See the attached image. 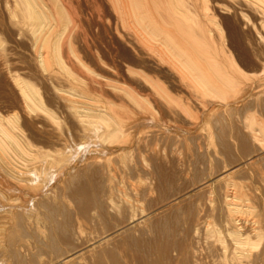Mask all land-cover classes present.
<instances>
[{"label":"bare ground","instance_id":"bare-ground-1","mask_svg":"<svg viewBox=\"0 0 264 264\" xmlns=\"http://www.w3.org/2000/svg\"><path fill=\"white\" fill-rule=\"evenodd\" d=\"M6 4L14 32L27 49L23 59L27 66L22 73L11 69L12 63L5 70L18 90L19 112L0 114V264L7 257L8 264H171L173 255L181 254L172 237L175 231L167 219L156 222L148 217L175 205L177 197L141 215L145 208L128 197L120 200L119 194L120 201L110 199L106 204L104 216L121 215L127 207L128 223L98 235L89 249L73 250L68 249L73 233L69 206L61 202L64 198L57 190L45 187L70 169L76 157L72 146L92 147L102 154L119 152L128 166L135 138L155 133V127L166 130L183 117L189 118V125L203 126L217 109L230 114L231 106L247 95L242 90L249 77L243 69L246 55L255 58L254 67L264 68V0H99L95 7L99 22L93 31L88 27L90 32L80 0ZM100 29L107 34L109 49ZM7 59L2 64L7 66ZM249 116L241 121L242 128L257 148L246 165L264 159V123ZM153 126L155 130H150ZM99 163L97 157L89 160L91 168L102 167ZM241 167L231 166L208 178L209 174L191 188L208 193L207 203L213 212L219 209L221 219L216 221L213 214L202 220L194 232L195 243L183 245L190 255L188 264H264V198L258 196L252 177L245 183L234 180ZM261 176L258 182L264 190ZM109 190L111 194L112 187ZM83 192L81 187L70 195ZM91 195L90 205L104 212L103 199ZM87 206L83 202L78 206L85 218ZM135 218L143 219L133 224ZM29 243L52 258L41 260L35 251L25 257L17 248H29Z\"/></svg>","mask_w":264,"mask_h":264},{"label":"rangeland","instance_id":"rangeland-1","mask_svg":"<svg viewBox=\"0 0 264 264\" xmlns=\"http://www.w3.org/2000/svg\"><path fill=\"white\" fill-rule=\"evenodd\" d=\"M80 1H81V5L83 6L84 10L86 11V17H87L88 24H89L86 27V31H88V32H90V30L93 31L95 25L97 24V22H99V18H97V16L98 15L100 16V14L99 13L97 14V12H99V11L97 10V12H96L97 8H95V7H97L96 3L99 0L98 1L97 0H80ZM7 12L8 11H7L6 0H0V39H1V41H0V45H1V47H0V74H1V76H0V96H1L0 97V114H2V115H7L8 112L11 113V110H12V112H14V111L19 112L18 90L15 86H13L14 85L13 82L9 78L7 72L5 71L6 67H8L12 63L11 67L10 66L9 67L11 69H13L14 71H18V72L22 73L26 69V66H27V63H24L25 61L23 60L24 57L26 56L27 49L25 48L24 43L16 36L14 29L12 27V23L9 20V16H8ZM96 20H98V21H96ZM93 24H95V25H93ZM88 27H90V30H88L89 29ZM99 31H100L99 33H100L101 37L103 36L105 39L104 40L102 37V39L105 41L104 46H106V48L109 49L110 46H109V42L107 40L108 38L106 37L107 34L102 29H100ZM104 33H105V35H104ZM2 52H3V54H1ZM246 56L248 58V59L246 58L248 61V64H246L245 67H243V69L246 73V76H249V77H246L247 79L245 81H248V82L244 81V84H243L244 86H242L243 87L242 90L245 89L247 95L241 102L237 103L236 105L231 106L230 114L229 113L228 114L226 113L225 115L220 114V113H222L221 109H217L215 111L213 117H211V116L209 117L210 122L206 123L203 126L200 124L197 126L196 125H193V126L189 125L190 124V122L188 123V121H190L189 118L186 119V117H183V119L180 118L181 120H183V122L179 119L177 121V124H176L177 126H174V127L170 126L171 128L166 127V130H165V128L160 129V128L155 127V126L151 127V129L150 128L146 129V130H149V129L153 130L154 127H155V129L157 128L155 133H152V132H149L148 134L144 133V134H142V136L135 138L136 142L134 141L133 146H132V150L130 149L131 152L130 151L128 152V156H130V158H131V161H130L128 166H125L123 164L124 159L122 158V156L118 155L119 152H117V153L113 152V154H111V153L102 154L100 152H96V150H94V148H92V147L85 148L84 150H77V149H75L74 146H72V154L73 155L75 154L73 157H75V156L76 157L74 158V160H72V165L69 169L70 171L68 170V172L64 176H62L61 178L59 177V179H56L55 181H53V180L49 181L50 184L48 182V184L45 187V191L46 190L49 191L50 189H51V191H52V189H53V191L57 190V191H55L56 193L58 192L57 195L60 193V196L62 195L61 197L64 198L63 200L60 198L61 202L64 201L65 204H67V206H69L68 210L70 209L69 211H70L71 226H72V232L73 233H72V237L70 239L71 242H70V245L68 246V249L70 248V249L74 250V249H80V248H84V247H85L84 249H89V248L94 246V245H90V242L91 243L94 242L98 238L97 237L98 235H99V237L100 236L102 237L104 235H107V234L113 232L116 229V225L121 226V225L128 223V221H129L128 220L129 219L128 213L129 212H128L127 207L126 208L124 207V209H123L124 211H122L121 215L118 214L120 216L116 215L115 213H109L110 217L104 216L105 214H107L106 209H107V205L110 203L109 202L110 199H114V201L116 202L119 200L118 198H120V200H121L122 198L126 199L128 197L127 199H130L129 201L131 203H133L134 205H139L140 207H143V208H145V210H147L146 213L143 212V214H141V215H147L151 210H153L159 206L168 204V202H171L172 199H174V197L175 198L177 197L178 199L174 203L175 205L169 204L166 207H164L161 212L154 214V215L153 214L149 215L148 218L151 217V219L152 220L154 219V221H156V222L163 220V218L165 220L167 219V221L169 222V226L175 231L172 237H173V240H175V242L178 244V249L181 253V254L176 253L175 255H173V259L171 260L170 263L171 264H174V263L175 264H179V263L180 264H184V263L188 264L190 261V255L186 254L187 251L183 250V245L184 244L186 245V243H189L191 241L193 243H195L196 237H197L194 233L195 229L196 228L198 229L199 227H201V224H203L204 221L210 220L213 214H215L216 221H219V219H221L220 213H218L219 209L215 210L214 212L210 209V206H209L210 203L208 202V197H207L208 193H206V192H201V193L192 192V189L194 187H196L201 182L202 179H205V177L207 178L209 176V174H210V176L208 178L213 177V176L217 175V173H221L223 170L228 169L231 166L241 165V166H243V168L241 167L242 168V169L240 168L241 171H239L235 175L236 177L235 176L233 177L234 180L237 182L245 183L247 181L250 182V177H252V181L254 182L253 185H254V187H256L255 190H256L258 196L261 197V194H262V198H264V190L262 189L260 183L258 182L261 179L260 175L264 176V170H263L264 169V163H263L264 159L258 157V161L255 164L246 165L244 163V162H247L248 158L254 154V151L256 150L257 146H256V144H253V141L251 139H249L250 137L247 135V133L242 128V123H241V121L245 117L247 118L250 114L257 116L256 118H259V122L261 121L262 123H264V112H263L264 111V84H263L264 83V68L254 67L251 63L255 62V58L249 53ZM6 57H8L7 66H6V64H2L3 63L2 61L4 59H6ZM5 76H7L8 78L6 77L7 78L6 79ZM3 78H4V80H3ZM12 90L14 92H12ZM217 111L219 113H217ZM219 114H220V116H219ZM254 116H253V118H255ZM222 117L225 119H222ZM249 117L252 118V116H249ZM249 117H248V119H250ZM202 119H204V117ZM256 120H258V119H256ZM208 124H210V126ZM207 125H208L209 129H208ZM158 129L160 130L159 131L160 133H158ZM188 129H189V131H188ZM199 130H200V132H199ZM162 132H164V133H162ZM197 132H198V134H197ZM166 133L168 134V136L166 135ZM199 133H201V134H199ZM203 134H204V136H203ZM175 135H176V137H175ZM135 136H138V135H135ZM146 136H147V139H146ZM181 136L183 138H181ZM144 137H145V139H144ZM164 137H166V138H164ZM130 138H131V136H130ZM130 138L128 137V140H130ZM150 141L153 143V145ZM192 141H193V143H192ZM144 144H146V145H144ZM172 146H174V147H172ZM208 147H210V148H208ZM254 147H256V148H254ZM172 154H174V155H172ZM179 154H180V156H179ZM91 157L92 158L97 157V160H99L100 163L102 162V164H101L102 167H104V165H105L104 169L102 167H99V165H98V167L95 166V168L94 167L91 168L89 166V160L92 159ZM108 158L110 160H108ZM207 158H208V160H207ZM190 160H191V162H189ZM104 161H105V164H104ZM106 162L109 163L110 166L108 164L106 165ZM196 162H197V164H196ZM240 163H242V164H240ZM119 164H121V166ZM254 165H256V166H254ZM107 166L111 167V168L108 169ZM98 168H100L101 170L100 169L98 170ZM112 168H114V169L110 170ZM116 168H117V170H116ZM72 169H73V171H72ZM112 171H114V172H112ZM110 172H112V173H110ZM109 173L111 175L110 178H106L107 175L109 176ZM141 173H146V174H141ZM101 174H103V175L101 176ZM131 174H133L135 176H132ZM211 174H213V175H211ZM91 175L94 177V179L91 178ZM255 176H257L258 178H256ZM130 177H132V179ZM121 178H122V180H121ZM117 179H119V180H117ZM65 182H67V183H65ZM117 183H119L120 185ZM178 184H180V185H178ZM50 185H51V187H50ZM219 186L220 185H217L216 187H219ZM52 187H54V188H52ZM55 187L57 189H55ZM81 187L86 189L85 193L83 192V193H80L78 195L74 193L75 197L74 196L72 197L70 195L71 193L74 192V190L76 191L78 188H81ZM111 187H112V191H113L111 193L113 198H112V196H110L111 190H109V188H111ZM115 189H117V192H115L116 191ZM103 192H105V193L103 194ZM114 192L116 193L115 198H114L115 194H113ZM187 192H188V194H187ZM101 193H102V195H101ZM119 194L121 196L122 195H124V196L120 197ZM90 195L91 196L94 195V196H96V198L98 196L99 200H102V199L104 200V198L107 196L105 198L106 201H103V200L101 201V203H104L103 204L104 208H105L104 212H101L100 210H98V208H94L93 204L90 205L91 204V203H89ZM108 195H109V198H108ZM117 196H118V198H117ZM130 196L132 198H130ZM116 199H118V200H116ZM78 200L81 202H79ZM82 202H83L84 206H86L87 204L90 206V207L87 206L88 211L86 210L88 212V218H85L84 216H82V214H81L82 212L80 211V208L78 207L79 203H82ZM71 203L74 205H72ZM71 208L72 209L74 208V209L72 210ZM95 209H96V211H95ZM125 210H127L126 211L127 213L125 212ZM198 210L200 212L202 211L201 212L202 215H201V213L198 214V212H199ZM216 211H218V212H216ZM94 212H95V214H93ZM100 214L102 216H100ZM141 215H138L137 217H140ZM142 219L143 218H139V219L137 218L136 220H134L133 224L141 221ZM125 220H127V221H125ZM202 220H203V222H202ZM146 232H148V231H146ZM181 232L184 235H182ZM148 234L149 233H147L146 236H148ZM29 239L30 238L27 237V239H25L26 242L30 241ZM120 241L121 240L118 237L116 242L120 243ZM19 244H21V243H19ZM33 244L29 243L30 246H28L32 250L29 248H26L27 245L21 246V250H20V247L18 245L17 249H19V251H21V253L25 257L27 255L31 254L32 251H35L36 253L38 252L40 254V255L39 254H37V255H38V258L40 257L39 259H41V260L46 261V260H49L52 258L51 254L47 250L42 249L39 252L38 251L39 249H37V247L34 246ZM86 244H87V248H86ZM185 247H187V246H185ZM180 248H181V250H180ZM26 249H27V251H26ZM4 251L6 253L5 249H4ZM120 251L123 252V250H120ZM0 256H1L0 258L3 259V255H0ZM7 258H5L6 260L4 259L5 264L9 263L7 261Z\"/></svg>","mask_w":264,"mask_h":264}]
</instances>
